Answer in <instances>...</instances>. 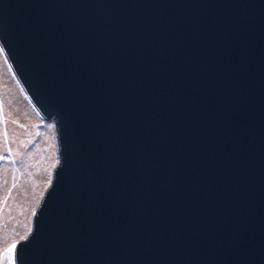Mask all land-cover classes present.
I'll use <instances>...</instances> for the list:
<instances>
[{"label":"water","instance_id":"water-1","mask_svg":"<svg viewBox=\"0 0 264 264\" xmlns=\"http://www.w3.org/2000/svg\"><path fill=\"white\" fill-rule=\"evenodd\" d=\"M0 77L53 141L6 264H264V0H0Z\"/></svg>","mask_w":264,"mask_h":264},{"label":"rangeland","instance_id":"rangeland-1","mask_svg":"<svg viewBox=\"0 0 264 264\" xmlns=\"http://www.w3.org/2000/svg\"><path fill=\"white\" fill-rule=\"evenodd\" d=\"M26 120L23 94L0 77V264L10 260L8 250L30 231L34 211L49 181L53 141L47 132Z\"/></svg>","mask_w":264,"mask_h":264},{"label":"bare ground","instance_id":"bare-ground-1","mask_svg":"<svg viewBox=\"0 0 264 264\" xmlns=\"http://www.w3.org/2000/svg\"><path fill=\"white\" fill-rule=\"evenodd\" d=\"M2 82V81H1ZM5 83V82H4ZM7 87V86H6ZM5 87V88H6ZM7 92V91H6ZM15 112V111H14ZM19 115H21V114H19ZM10 118V117H9ZM17 120V119H16ZM25 120V119H24ZM27 122H28V120H26ZM16 122V121H15ZM18 122V121H17ZM19 122H21V121H19ZM18 122V123H19ZM24 122V124H25V121H23ZM22 123V122H21ZM20 124V123H19ZM21 125V127H22V124H20ZM27 125V124H26ZM29 126V125H28ZM26 127V126H25ZM20 129V128H19ZM32 136V135H31ZM16 137V136H15ZM30 137V136H29ZM43 139V138H42ZM29 140V139H28ZM16 141V140H15ZM11 142V141H10ZM14 142V141H13ZM18 142V141H17ZM46 142V141H45ZM12 143V142H11ZM15 143V142H14ZM18 144V143H17ZM13 145V144H12ZM15 145V144H14ZM22 145V144H21ZM20 146V145H19ZM21 147V146H20ZM19 148V147H18ZM47 148V147H46ZM27 151V150H26ZM29 151V150H28ZM45 151V150H44ZM27 153V152H26ZM30 153V152H29ZM37 155V154H36ZM26 157V156H25ZM29 157V156H28ZM41 157V156H40ZM39 157V158H40ZM37 158V157H36ZM37 160V159H36ZM40 161V160H39ZM34 166V165H33ZM39 166V165H38ZM32 168V167H31ZM38 168V167H37ZM43 169H44V167H43ZM38 170V169H37ZM36 169H35V171H37ZM9 171V170H8ZM7 171V172H8ZM31 171V170H30ZM41 172V171H40ZM40 172H38V173H40ZM35 173V172H34ZM41 174V173H40ZM37 175V174H36ZM38 178V177H37ZM37 178H35V179H37ZM33 179V178H32ZM31 179V180H32ZM34 180V179H33ZM41 180V179H40ZM35 181V180H34ZM24 182H26V181H24ZM35 182H37V180L35 181ZM33 183V182H32ZM24 184V183H23ZM35 184V183H34ZM28 185H30V184H28ZM20 186V185H19ZM30 188V187H29ZM21 189V188H20ZM26 189V188H25ZM26 190H28V189H26ZM19 191V190H18ZM20 192V191H19ZM24 191L22 190L21 191V193H23ZM25 193V192H24ZM29 193H31V192H29ZM27 194H28V192H27ZM21 196V195H20ZM27 196V195H26ZM28 198V197H27ZM25 200V199H24ZM28 201V200H27ZM26 202V201H25ZM14 203V202H13ZM24 203V202H23ZM24 205H26V203H24ZM11 211V210H10ZM21 216V215H20ZM22 218H23V216H22ZM18 219V218H17ZM23 222V221H22ZM18 228H19V225H18ZM16 229V228H15ZM14 229V230H15ZM1 234V233H0ZM1 237V236H0Z\"/></svg>","mask_w":264,"mask_h":264},{"label":"snow or ice","instance_id":"snow-or-ice-1","mask_svg":"<svg viewBox=\"0 0 264 264\" xmlns=\"http://www.w3.org/2000/svg\"><path fill=\"white\" fill-rule=\"evenodd\" d=\"M13 247H15V246L13 245ZM8 251H11V249H9Z\"/></svg>","mask_w":264,"mask_h":264}]
</instances>
